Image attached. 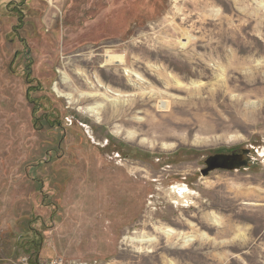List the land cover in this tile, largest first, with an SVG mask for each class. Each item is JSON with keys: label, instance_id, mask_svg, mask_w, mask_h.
Masks as SVG:
<instances>
[{"label": "rangeland", "instance_id": "rangeland-1", "mask_svg": "<svg viewBox=\"0 0 264 264\" xmlns=\"http://www.w3.org/2000/svg\"><path fill=\"white\" fill-rule=\"evenodd\" d=\"M56 258L264 264V0H0V264Z\"/></svg>", "mask_w": 264, "mask_h": 264}, {"label": "bare ground", "instance_id": "bare-ground-1", "mask_svg": "<svg viewBox=\"0 0 264 264\" xmlns=\"http://www.w3.org/2000/svg\"><path fill=\"white\" fill-rule=\"evenodd\" d=\"M107 63L108 64H117L118 66H125V63H124V61H123V57H122V55H120V54H113V53H109L108 52V54H107ZM134 77H135V79L137 80V81H139V82H142L143 81V79H142V77L140 76V75H137V74H134ZM64 82H66V84L68 83V81H67V78H64ZM143 83H145V82H143ZM133 86H134V84H133ZM151 90V89H150ZM60 96H62V97H65V98H67V99H69V100H74V102H76V100L74 99V97L72 96V95H67V96H63L62 94H59ZM160 96V95H159ZM83 97L84 98H86V99H88V101H91V100H93L96 96L95 95H93V94H82L81 96H79L78 98L80 99H83ZM160 98V97H159ZM153 99V98H152ZM121 101H118V102H116L115 104H114V106H118L117 107V109H118V111L117 112H119V113H122V112H124L125 111V108L126 107H128V105L127 104H125V103H120ZM92 104H95V101H92ZM162 105V104H161ZM89 111H94V110H97V106H90V108L88 109ZM132 110V109H131ZM131 116V115H130ZM129 116V117H130ZM154 117V116H153ZM138 119H132V123H134V121H137ZM140 120V119H139ZM153 120V119H152ZM141 121V120H140ZM135 124V123H134ZM130 125V124H129ZM132 128V127H131ZM134 129V128H133ZM147 129V128H146ZM173 132V131H172ZM126 133H128L129 134V137H132V139L134 140L135 138H136V136H137V131H132V132H130V131H126ZM150 133V132H149ZM167 137H171V135L170 134H168V135H166ZM172 137H177V134L175 135V134H173L172 135ZM180 191V194L179 195H181V196H185V194L187 193V190H181V189H179ZM207 215H209V214H207ZM207 218H208V220L210 221V222H212V223H214L215 225H217L218 227H221V224H222V222H221V219L217 216V215H215V214H211V215H209V216H207ZM207 221V220H206ZM236 229V228H235ZM239 229V228H238ZM156 231L157 232H159L160 234H162V235H164L165 237H167L168 239H171V237L172 236H174L175 234H178V235H180L181 237H180V239H179V241L181 240V241H184L183 239H181L182 238V236H183V234H179L177 231H175L174 229H172V228H156ZM229 233H231V234H233V229H232V227H230V228H228L227 229V234H229ZM185 235V234H184ZM234 235V237L232 238V239H238V237L240 238V236L241 235H239L237 232L235 233V234H233ZM177 237V236H176ZM197 236H195V237H193L192 235H187V236H185V241L187 242V244L188 243H193L194 241H196V238ZM173 238V237H172ZM179 238V237H178ZM178 238H176V241H177V239ZM198 238L200 239V240H206V236L205 235H202V234H200V235H198ZM142 240H144V239H142ZM174 240H175V238H174ZM145 242H156V240L153 238H150V239H146V240H144ZM168 241V240H167ZM171 241V240H170ZM169 241V242H170ZM172 241H173V239H172ZM171 241V242H172ZM216 243V242H215ZM185 244V243H184ZM189 245V244H188Z\"/></svg>", "mask_w": 264, "mask_h": 264}, {"label": "flooded vegetation", "instance_id": "flooded-vegetation-1", "mask_svg": "<svg viewBox=\"0 0 264 264\" xmlns=\"http://www.w3.org/2000/svg\"><path fill=\"white\" fill-rule=\"evenodd\" d=\"M20 1L24 2V0ZM250 155V150H238L236 148L210 155L207 163H205V168L201 170V174L207 177L215 171L237 172L241 169L248 168L251 162ZM212 167H217V169L209 170Z\"/></svg>", "mask_w": 264, "mask_h": 264}, {"label": "built area", "instance_id": "built-area-1", "mask_svg": "<svg viewBox=\"0 0 264 264\" xmlns=\"http://www.w3.org/2000/svg\"><path fill=\"white\" fill-rule=\"evenodd\" d=\"M42 1H46V0H42ZM46 264H67V262L64 261L63 259L56 258L55 260H52L51 262H48Z\"/></svg>", "mask_w": 264, "mask_h": 264}, {"label": "water", "instance_id": "water-1", "mask_svg": "<svg viewBox=\"0 0 264 264\" xmlns=\"http://www.w3.org/2000/svg\"><path fill=\"white\" fill-rule=\"evenodd\" d=\"M215 169H217V167H212V168H210L209 170H215ZM209 170H207V171H209ZM207 173V172H206Z\"/></svg>", "mask_w": 264, "mask_h": 264}]
</instances>
